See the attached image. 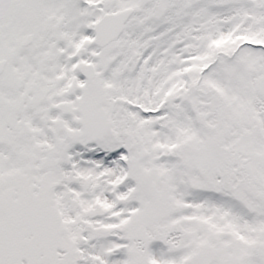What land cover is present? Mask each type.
Listing matches in <instances>:
<instances>
[{"label": "snow or ice", "instance_id": "6c2138e0", "mask_svg": "<svg viewBox=\"0 0 264 264\" xmlns=\"http://www.w3.org/2000/svg\"><path fill=\"white\" fill-rule=\"evenodd\" d=\"M0 264H264V0H0Z\"/></svg>", "mask_w": 264, "mask_h": 264}]
</instances>
